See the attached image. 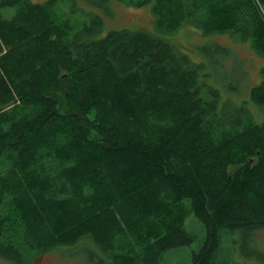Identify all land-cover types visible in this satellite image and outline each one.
Masks as SVG:
<instances>
[{"label": "trees", "instance_id": "trees-1", "mask_svg": "<svg viewBox=\"0 0 264 264\" xmlns=\"http://www.w3.org/2000/svg\"><path fill=\"white\" fill-rule=\"evenodd\" d=\"M60 1L0 0V257L89 236L109 264H167L194 213L192 264H246L230 234L264 227V65L251 105L231 75L210 83L229 47L194 61L141 30L94 38L100 15L77 30ZM124 1L151 2L159 32L230 33L264 57V0Z\"/></svg>", "mask_w": 264, "mask_h": 264}, {"label": "rangeland", "instance_id": "rangeland-1", "mask_svg": "<svg viewBox=\"0 0 264 264\" xmlns=\"http://www.w3.org/2000/svg\"><path fill=\"white\" fill-rule=\"evenodd\" d=\"M151 5L152 3L148 2L137 6L127 4L124 0H61L57 11L60 18H69L77 30L91 25L95 15H100L103 25L91 37L100 38L111 30L123 28L141 30L162 37L176 51L187 54L194 61L204 60L199 53L203 45H225L231 50V59L224 61L222 59L217 63L213 70L215 77L213 76L210 83L220 85L222 83L220 77L231 75L236 82L234 85L237 84L233 96L236 99H250V88L260 82L261 67L264 65V57L251 47L250 42H239L230 33L205 34L201 29L192 25H184L171 33L159 32L151 13ZM3 11L6 16L10 17L15 9L7 7ZM250 104L255 105L251 99ZM253 110L256 116L260 115L257 108ZM185 227L198 237L189 245L169 251L166 254L167 264L175 262L192 264L194 252L198 251L204 243L205 227L194 213L187 219ZM231 237L236 241V258L246 264H264V259L256 255V252L264 253V227L237 229L230 234ZM111 261L108 252L103 251L91 237L85 236L74 245L55 247L39 254L30 264H109ZM0 264L17 263L0 257Z\"/></svg>", "mask_w": 264, "mask_h": 264}]
</instances>
